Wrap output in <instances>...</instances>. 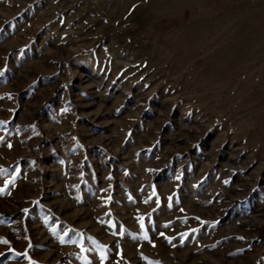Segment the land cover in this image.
<instances>
[{
  "label": "rangeland",
  "instance_id": "1",
  "mask_svg": "<svg viewBox=\"0 0 264 264\" xmlns=\"http://www.w3.org/2000/svg\"><path fill=\"white\" fill-rule=\"evenodd\" d=\"M0 264H264V0H0Z\"/></svg>",
  "mask_w": 264,
  "mask_h": 264
}]
</instances>
